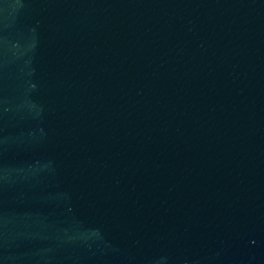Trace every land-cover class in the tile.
I'll return each mask as SVG.
<instances>
[{"label":"water","instance_id":"obj_1","mask_svg":"<svg viewBox=\"0 0 264 264\" xmlns=\"http://www.w3.org/2000/svg\"><path fill=\"white\" fill-rule=\"evenodd\" d=\"M0 264H264V0H0Z\"/></svg>","mask_w":264,"mask_h":264}]
</instances>
